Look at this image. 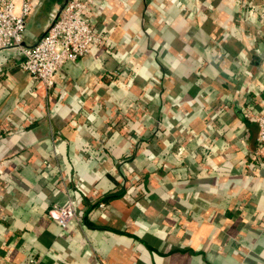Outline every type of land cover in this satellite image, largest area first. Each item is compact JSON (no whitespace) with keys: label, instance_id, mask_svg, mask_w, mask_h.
Wrapping results in <instances>:
<instances>
[{"label":"crops","instance_id":"crops-1","mask_svg":"<svg viewBox=\"0 0 264 264\" xmlns=\"http://www.w3.org/2000/svg\"><path fill=\"white\" fill-rule=\"evenodd\" d=\"M58 6L29 16L24 45ZM98 10L107 43L55 88L0 50V260L264 264V148L243 112L264 107V0Z\"/></svg>","mask_w":264,"mask_h":264},{"label":"built area","instance_id":"built-area-1","mask_svg":"<svg viewBox=\"0 0 264 264\" xmlns=\"http://www.w3.org/2000/svg\"><path fill=\"white\" fill-rule=\"evenodd\" d=\"M41 0H0V50L16 48L20 67L47 89L55 88L57 77L68 63L90 55L96 46L107 43L106 29L98 26L100 0H68L50 13L45 32L32 45H24L27 19ZM245 117L259 126L258 140L264 148V107L250 103ZM78 217L72 201L57 208V220L66 230ZM0 264H9L0 260Z\"/></svg>","mask_w":264,"mask_h":264},{"label":"trees","instance_id":"trees-1","mask_svg":"<svg viewBox=\"0 0 264 264\" xmlns=\"http://www.w3.org/2000/svg\"><path fill=\"white\" fill-rule=\"evenodd\" d=\"M63 0H45L40 2L39 6L37 7L36 13L41 14V12H47V10L53 6V4L61 5ZM51 13V12H50ZM50 13L48 14L50 17Z\"/></svg>","mask_w":264,"mask_h":264},{"label":"water","instance_id":"water-1","mask_svg":"<svg viewBox=\"0 0 264 264\" xmlns=\"http://www.w3.org/2000/svg\"><path fill=\"white\" fill-rule=\"evenodd\" d=\"M67 1H68V0H63V2H62V4H61V7L64 6V5L67 3ZM57 8H60V7H57ZM57 8H55V9H57ZM53 10H54V9H53ZM53 10H52V11H53ZM52 11H51V12H52Z\"/></svg>","mask_w":264,"mask_h":264},{"label":"rangeland","instance_id":"rangeland-1","mask_svg":"<svg viewBox=\"0 0 264 264\" xmlns=\"http://www.w3.org/2000/svg\"><path fill=\"white\" fill-rule=\"evenodd\" d=\"M68 2V1H67ZM58 7H61V5H59Z\"/></svg>","mask_w":264,"mask_h":264}]
</instances>
